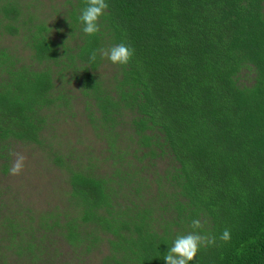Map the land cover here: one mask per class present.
I'll return each instance as SVG.
<instances>
[{
  "label": "trees",
  "instance_id": "trees-1",
  "mask_svg": "<svg viewBox=\"0 0 264 264\" xmlns=\"http://www.w3.org/2000/svg\"><path fill=\"white\" fill-rule=\"evenodd\" d=\"M106 2L96 36L78 19L85 0H69L56 39L33 16L21 22L31 64L0 48L3 173L12 143L41 145L78 98L110 160L102 171L53 153L69 210L37 227L0 219V264H59L52 234L74 254L104 245L100 264H166L197 218L218 245L192 264H264V0ZM20 15L16 0H0L5 33L19 35ZM121 42L134 55L103 78L106 59L90 53Z\"/></svg>",
  "mask_w": 264,
  "mask_h": 264
},
{
  "label": "rangeland",
  "instance_id": "rangeland-1",
  "mask_svg": "<svg viewBox=\"0 0 264 264\" xmlns=\"http://www.w3.org/2000/svg\"><path fill=\"white\" fill-rule=\"evenodd\" d=\"M68 1L16 0L21 8L18 21L20 33L13 37L0 27V48L7 49L23 63L31 64V53L21 37L23 33L21 22L33 16L34 22L45 24L51 30V37L56 39L65 31L63 19L69 9ZM0 21L4 23L3 20ZM113 72L112 63L106 59L99 73L103 78H107ZM63 112L49 123L41 145L12 143V151L21 152L26 157L25 168L19 176L9 174L14 157L10 155L7 173H3L1 168L3 160H0V219L9 217L37 227L40 217H54L69 210L66 204L68 193L66 172L52 162L53 153H58L64 158L66 155L71 156V163L77 162L80 158L92 165L97 164L102 171L108 165L109 170L107 147L103 139L89 126L82 100L80 98L72 100ZM125 143H128V140H125ZM49 238L56 249L55 257L59 264H100L101 258L106 254L104 245L101 251L94 249L89 254H74L64 239L56 234ZM49 238L46 237V243Z\"/></svg>",
  "mask_w": 264,
  "mask_h": 264
},
{
  "label": "clouds",
  "instance_id": "clouds-1",
  "mask_svg": "<svg viewBox=\"0 0 264 264\" xmlns=\"http://www.w3.org/2000/svg\"><path fill=\"white\" fill-rule=\"evenodd\" d=\"M108 7L106 0H85V7L78 17L79 22L83 25L82 31L85 35L92 37L100 32V20ZM133 55L134 49L121 42L109 48L95 49L90 53L89 58L92 62H95L97 56H99L102 59L109 60L114 65L125 66L129 64ZM10 155L14 159L9 168V174L19 176L25 168L26 157L23 153L17 151H11ZM205 224L206 221L199 218L193 219L190 224L191 231L176 236L167 253L163 256L166 264H192L201 249L218 245L217 237L204 231ZM230 241L231 230L224 228L219 236V242L229 243Z\"/></svg>",
  "mask_w": 264,
  "mask_h": 264
}]
</instances>
